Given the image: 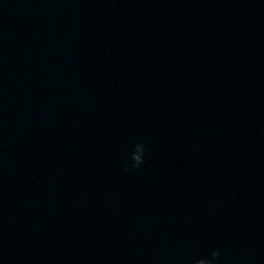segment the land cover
<instances>
[{"label":"clouds","instance_id":"9594fccd","mask_svg":"<svg viewBox=\"0 0 264 264\" xmlns=\"http://www.w3.org/2000/svg\"><path fill=\"white\" fill-rule=\"evenodd\" d=\"M146 148L141 143H136L134 150L131 153L132 168H139L144 162ZM127 170V165L125 166ZM221 262V251L218 249L210 251L206 256L197 257L190 261V264H220Z\"/></svg>","mask_w":264,"mask_h":264}]
</instances>
